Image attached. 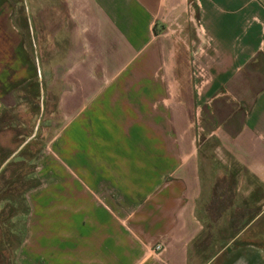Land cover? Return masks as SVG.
<instances>
[{
	"label": "crops",
	"instance_id": "1",
	"mask_svg": "<svg viewBox=\"0 0 264 264\" xmlns=\"http://www.w3.org/2000/svg\"><path fill=\"white\" fill-rule=\"evenodd\" d=\"M57 1L62 51L44 70L47 87L60 88L62 121L42 157L45 185L27 194L15 264H264V0ZM6 5L0 98L37 80ZM183 16L199 23L205 72L188 110L170 73L175 49L159 29ZM187 118L205 120L214 157L231 172L220 211L200 209ZM213 233L216 251L189 255Z\"/></svg>",
	"mask_w": 264,
	"mask_h": 264
},
{
	"label": "rangeland",
	"instance_id": "2",
	"mask_svg": "<svg viewBox=\"0 0 264 264\" xmlns=\"http://www.w3.org/2000/svg\"><path fill=\"white\" fill-rule=\"evenodd\" d=\"M6 2L7 26L19 30L37 69V80L23 82L0 98V166L4 164L0 168V264H15V249L29 207L27 194L45 185L42 157L49 154L47 147L62 121L57 103L60 88L47 87L44 69L47 59L60 57L62 43L56 34L67 23L57 0ZM159 29L167 33L170 46L175 49L170 73L188 110L191 86L197 85L192 88L200 94V84L205 79L204 70L196 63L203 45L199 23L193 17L189 20L183 16L180 21L163 24ZM185 123L198 145L201 159L199 171L204 193L200 209L211 202L220 211L232 197L231 172L214 157L216 140L206 136L205 120L187 118ZM213 218L206 214L203 220L212 225ZM212 237L213 246L206 245L211 242L204 239L193 245L189 255L208 256L216 251L217 234L213 233Z\"/></svg>",
	"mask_w": 264,
	"mask_h": 264
},
{
	"label": "water",
	"instance_id": "3",
	"mask_svg": "<svg viewBox=\"0 0 264 264\" xmlns=\"http://www.w3.org/2000/svg\"><path fill=\"white\" fill-rule=\"evenodd\" d=\"M21 145H22V144L19 145V148L21 147ZM19 148H17V150H18ZM15 151H16V150H15ZM15 151L10 155V157L15 153ZM10 157H9V158H10ZM2 165H4V164H2ZM2 165L0 166V168L2 167Z\"/></svg>",
	"mask_w": 264,
	"mask_h": 264
},
{
	"label": "built area",
	"instance_id": "4",
	"mask_svg": "<svg viewBox=\"0 0 264 264\" xmlns=\"http://www.w3.org/2000/svg\"><path fill=\"white\" fill-rule=\"evenodd\" d=\"M155 249H158V246H155Z\"/></svg>",
	"mask_w": 264,
	"mask_h": 264
}]
</instances>
